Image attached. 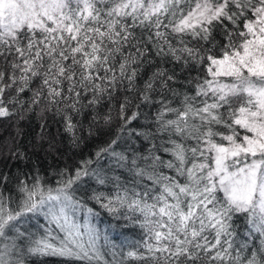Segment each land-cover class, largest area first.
<instances>
[{"label":"snow or ice","instance_id":"1","mask_svg":"<svg viewBox=\"0 0 264 264\" xmlns=\"http://www.w3.org/2000/svg\"><path fill=\"white\" fill-rule=\"evenodd\" d=\"M34 108L109 139L50 178L10 149L0 264H264V0H0V118ZM89 202L143 235L107 258Z\"/></svg>","mask_w":264,"mask_h":264},{"label":"trees","instance_id":"2","mask_svg":"<svg viewBox=\"0 0 264 264\" xmlns=\"http://www.w3.org/2000/svg\"><path fill=\"white\" fill-rule=\"evenodd\" d=\"M164 67L170 68L171 65H164ZM155 68L156 64H145L138 73L137 85H142L143 81L151 76ZM195 74L192 73V75ZM22 97L26 100L28 94L24 93ZM9 107L13 108L15 106ZM98 110L104 113L107 111V108L102 104ZM112 116L114 119L111 128L115 130L120 120L116 116L115 110H113ZM88 122L89 119L86 113L85 126H87ZM143 124V119H138V121H133L129 127ZM83 135L86 136V133ZM108 139L107 135H101L98 132L92 137L83 139L80 147L75 148L71 144L69 133L64 129L60 115H56L54 112H45L42 116L40 110L34 108L32 111L24 112L23 118H20V113L10 118H0V169H4L5 164H7V171L9 172L16 171L17 166L20 168L30 166L20 164L18 161L9 158L12 154L10 149L13 151L19 149L30 157L31 163L36 164L40 168L42 175L50 178L49 173L53 169L63 168L66 165L74 167L81 159H86L93 154L97 147ZM50 144L52 147H49ZM133 147L143 152L147 147V141L137 140ZM89 206L94 207V210L98 213L93 218V223L101 234L99 243L107 258H111L109 253L112 242L119 244L124 241L137 240L143 235L140 228L133 227L129 221H126L119 214L109 213L99 205H93L91 202H89ZM80 220L81 223L84 222L83 215L80 217ZM236 224L238 233L243 234L245 232L243 219H238ZM105 237L109 240L108 245H105ZM45 259L47 260V264H59L60 258L48 257Z\"/></svg>","mask_w":264,"mask_h":264}]
</instances>
